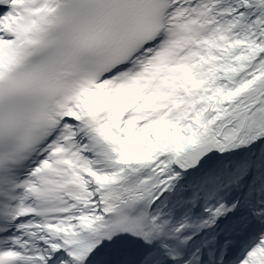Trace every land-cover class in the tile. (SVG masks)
Listing matches in <instances>:
<instances>
[{
	"label": "snow or ice",
	"instance_id": "6c2138e0",
	"mask_svg": "<svg viewBox=\"0 0 264 264\" xmlns=\"http://www.w3.org/2000/svg\"><path fill=\"white\" fill-rule=\"evenodd\" d=\"M0 264H264V0H0Z\"/></svg>",
	"mask_w": 264,
	"mask_h": 264
}]
</instances>
